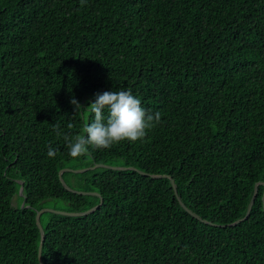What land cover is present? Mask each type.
<instances>
[{
  "label": "trees",
  "instance_id": "obj_1",
  "mask_svg": "<svg viewBox=\"0 0 264 264\" xmlns=\"http://www.w3.org/2000/svg\"><path fill=\"white\" fill-rule=\"evenodd\" d=\"M119 90L160 123L69 156L53 125L82 134L95 94ZM96 164L171 176L207 223L168 178L64 172L103 205L44 213L43 264H264L263 184L229 226L264 183V0H0V264H40L45 201L100 203L59 177Z\"/></svg>",
  "mask_w": 264,
  "mask_h": 264
},
{
  "label": "clouds",
  "instance_id": "obj_2",
  "mask_svg": "<svg viewBox=\"0 0 264 264\" xmlns=\"http://www.w3.org/2000/svg\"><path fill=\"white\" fill-rule=\"evenodd\" d=\"M70 103L75 113L84 109L75 98L71 99ZM86 109L93 114L94 119L86 123L82 128V134L74 138L62 134L58 123L53 125V131L58 136H64L69 149L68 154L72 158L89 154L90 148L106 150L124 141L130 143L142 141L148 131L161 121L159 112L154 114L147 112L141 106L140 99L125 90L97 93ZM72 127L73 125L69 123L68 128ZM47 154L54 157L56 151L49 146Z\"/></svg>",
  "mask_w": 264,
  "mask_h": 264
},
{
  "label": "water",
  "instance_id": "obj_3",
  "mask_svg": "<svg viewBox=\"0 0 264 264\" xmlns=\"http://www.w3.org/2000/svg\"><path fill=\"white\" fill-rule=\"evenodd\" d=\"M98 168H107V169H112V170H117V171H126V170H133V171H138L140 172L139 170H137L136 168L134 167H117V166H109V165H104V164H96V165H93L91 167H88L86 169H81V170H72V169H63L60 171L59 173V177H60V180L63 184V186L70 192H73V193H77V194H81V195H94V196H98L100 198V203L98 205H96L95 207L85 211V212H58V211H54V210H50V209H47V208H44V209H41V210H38L37 211V214H36V223H37V226L39 228V231H40V234H41V242H40V246H39V261H40V264H43V260H42V252H43V246H44V242H45V239H46V235H45V231L43 229V226L41 224V216L44 214V213H54V214H59V215H65V216H73V217H80V216H86V215H89L95 211H97L102 205H103V198L101 196V194L97 193V192H81V191H76L74 189H72L71 187H69L67 185V183L65 182V180L63 179V173L64 172H72V173H84L86 171H91V170H96ZM141 174L145 175V176H150L154 179H161V178H168L170 179L171 181V184L175 190V193L177 195V199L180 203V205L190 214L192 215L193 217H195L196 219L204 222V223H207L206 221L202 220L198 215H196L195 213H193L191 210H189L185 204L183 203L181 197L178 195V191H177V185L175 183V181L172 179L171 176H168V175H152V174H147V173H144V172H140ZM19 183H21L23 185V182L22 181H19ZM260 184H263V182H260V183H257L255 185V191H254V194L252 196V199L250 201V204H249V207H248V210H247V213L245 215L244 218L240 219V220H237L236 222H234L233 224L229 225V226H235V225H238L239 223L247 220L251 214V211H252V208L255 204V201H256V198H257V195H258V187ZM19 195L20 196H23V186L21 187L20 189V192H19ZM263 204H264V196H263ZM23 206H24V203H23ZM213 226H218V227H227V225L225 226H220V225H215V224H211Z\"/></svg>",
  "mask_w": 264,
  "mask_h": 264
},
{
  "label": "rangeland",
  "instance_id": "obj_4",
  "mask_svg": "<svg viewBox=\"0 0 264 264\" xmlns=\"http://www.w3.org/2000/svg\"><path fill=\"white\" fill-rule=\"evenodd\" d=\"M86 168H88V167H86ZM86 168H79V169L68 168V169L81 170V169H86ZM19 203H20L19 199L15 197V199H13L12 205L14 207H18ZM20 206L23 207V203ZM44 206L47 209L58 211V212H67V209H68L67 203H65L64 201H61V200H48V201H45L44 202Z\"/></svg>",
  "mask_w": 264,
  "mask_h": 264
}]
</instances>
